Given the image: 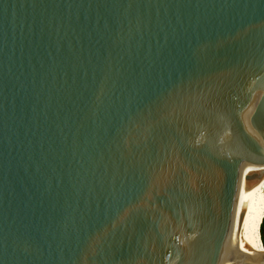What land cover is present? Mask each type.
Returning a JSON list of instances; mask_svg holds the SVG:
<instances>
[{
	"label": "water",
	"instance_id": "95a60500",
	"mask_svg": "<svg viewBox=\"0 0 264 264\" xmlns=\"http://www.w3.org/2000/svg\"><path fill=\"white\" fill-rule=\"evenodd\" d=\"M263 165L264 0H0V264H213Z\"/></svg>",
	"mask_w": 264,
	"mask_h": 264
},
{
	"label": "bare ground",
	"instance_id": "6f19581e",
	"mask_svg": "<svg viewBox=\"0 0 264 264\" xmlns=\"http://www.w3.org/2000/svg\"><path fill=\"white\" fill-rule=\"evenodd\" d=\"M264 165L242 188L223 218L221 248L213 264H228L233 252L246 263H263L259 227L264 217Z\"/></svg>",
	"mask_w": 264,
	"mask_h": 264
},
{
	"label": "trees",
	"instance_id": "16d2710c",
	"mask_svg": "<svg viewBox=\"0 0 264 264\" xmlns=\"http://www.w3.org/2000/svg\"><path fill=\"white\" fill-rule=\"evenodd\" d=\"M259 233L261 235L260 236V241L262 240L261 245H263L262 246V248H263L264 247V219H262V221H261L260 228H259Z\"/></svg>",
	"mask_w": 264,
	"mask_h": 264
},
{
	"label": "rangeland",
	"instance_id": "374dc122",
	"mask_svg": "<svg viewBox=\"0 0 264 264\" xmlns=\"http://www.w3.org/2000/svg\"><path fill=\"white\" fill-rule=\"evenodd\" d=\"M263 200H264V195H263ZM264 219V217H263ZM260 228V227H259ZM258 236H259V241H260V233L258 232ZM262 246V245H261Z\"/></svg>",
	"mask_w": 264,
	"mask_h": 264
}]
</instances>
